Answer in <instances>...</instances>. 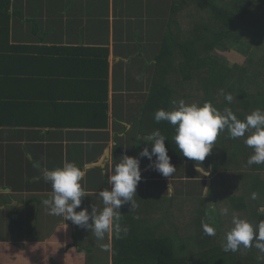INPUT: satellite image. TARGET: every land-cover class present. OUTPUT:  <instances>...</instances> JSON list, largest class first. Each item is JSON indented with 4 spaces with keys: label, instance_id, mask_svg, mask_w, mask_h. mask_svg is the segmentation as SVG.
<instances>
[{
    "label": "crops",
    "instance_id": "1",
    "mask_svg": "<svg viewBox=\"0 0 264 264\" xmlns=\"http://www.w3.org/2000/svg\"><path fill=\"white\" fill-rule=\"evenodd\" d=\"M173 6L0 0V108L13 115L0 125V264H113V236L102 250L87 229L48 213L43 170L64 162L85 169L81 208L91 212L103 207L98 193L111 190L118 160L151 150L143 119L151 125L145 113ZM171 163L176 171L164 177L141 158L136 197L208 195L211 181L197 163Z\"/></svg>",
    "mask_w": 264,
    "mask_h": 264
},
{
    "label": "trees",
    "instance_id": "2",
    "mask_svg": "<svg viewBox=\"0 0 264 264\" xmlns=\"http://www.w3.org/2000/svg\"><path fill=\"white\" fill-rule=\"evenodd\" d=\"M240 32L257 39L264 35V0H174L145 113L146 119L152 114L151 125L143 119L150 136L159 129L168 137L165 145L173 159L198 163L179 152L171 124L155 122L158 109L171 110L172 102L181 99L201 105L211 101L220 110L229 107L239 119L254 109H264V56L233 67L213 57L219 42ZM222 93H231L233 102L229 104ZM9 113L6 106L0 108V125L8 124L13 116ZM213 147L200 162L212 166L208 195L135 197V207L130 202L121 206V224L129 231L123 238L113 235V264H264V252L255 247L234 253L222 247L233 226V212L254 225L264 221V164L249 166L253 150L244 138H230L227 130ZM254 192L258 194L255 200L251 198ZM210 194L222 227L214 237L202 230V221L210 223ZM223 208L229 209L227 216L220 214Z\"/></svg>",
    "mask_w": 264,
    "mask_h": 264
},
{
    "label": "clouds",
    "instance_id": "3",
    "mask_svg": "<svg viewBox=\"0 0 264 264\" xmlns=\"http://www.w3.org/2000/svg\"><path fill=\"white\" fill-rule=\"evenodd\" d=\"M225 100L231 104L234 97L231 93L224 94ZM171 110L163 108L154 113L156 123L166 121L174 128L173 140L180 153L189 160H194L201 165L213 150L217 138L227 130L230 138H244V144L253 150L248 158V165L264 164V109H254L244 119H239L233 110L225 107L218 109L211 101L199 103H187L181 99L172 102ZM151 150L145 147L139 154V158L122 156L114 165L108 175V183L111 186L98 193V199L103 207L92 205V210L81 208L82 200L86 196L83 180L86 170L75 162H64L62 167L43 170V180L51 185V196L42 201L50 215L63 217L65 221H71L74 225L87 229L96 241L100 242L102 250H110L111 245L103 243L106 237L123 238L129 229L122 226V205L131 203L135 207L137 187L142 180L140 168L141 158L150 161L154 171L164 177L172 176L176 168L171 163L165 141L168 137L159 129L153 131L150 137ZM155 158V159H153ZM198 173L203 172L204 177L210 173L205 168H199ZM33 167L40 168L38 162H33ZM170 189V187H169ZM253 200L258 198L257 193H252ZM81 208L80 211H76ZM220 214L227 216L228 208L220 210ZM232 227L226 233L224 252H237L241 248L255 247L264 252V221L253 224L247 219L240 218L232 213ZM202 230L205 235L214 237L217 232L215 223L202 221Z\"/></svg>",
    "mask_w": 264,
    "mask_h": 264
},
{
    "label": "rangeland",
    "instance_id": "4",
    "mask_svg": "<svg viewBox=\"0 0 264 264\" xmlns=\"http://www.w3.org/2000/svg\"><path fill=\"white\" fill-rule=\"evenodd\" d=\"M263 56L264 35L260 39H257L246 32L230 35L226 40L219 42L213 53V57L227 67H233L236 64L244 65L248 59H254L258 61L262 59ZM200 167H204L205 171L210 173L209 176L204 178L206 179L205 181H212V166L210 164H205L201 165ZM208 217L210 223H215L217 227L216 233H219L222 227L219 221L218 207L214 196L211 194L208 198ZM99 258H101V256H94L91 259L96 260Z\"/></svg>",
    "mask_w": 264,
    "mask_h": 264
}]
</instances>
